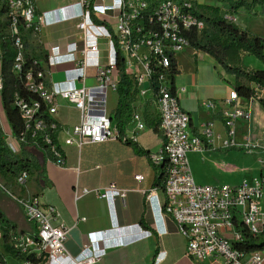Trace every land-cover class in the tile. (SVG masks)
Returning <instances> with one entry per match:
<instances>
[{
  "label": "built area",
  "instance_id": "built-area-1",
  "mask_svg": "<svg viewBox=\"0 0 264 264\" xmlns=\"http://www.w3.org/2000/svg\"><path fill=\"white\" fill-rule=\"evenodd\" d=\"M36 1L0 0V9H6L0 20L6 17L8 21L4 35L15 50L12 72L27 92L26 95L15 92L13 96V105L22 119V128L15 132L1 104L0 37V130L7 149L20 156L24 147L36 148L43 152L44 160L81 172L84 148L118 139L138 141V132L146 129V123L134 103H140L146 94H157L155 103L163 139L159 149L148 158L154 166L166 163L167 170L163 190L149 192L147 200L153 193L161 194V214L185 238L186 259L196 264H263L264 250L245 253L238 246L247 234L256 236L264 231V173L236 185L198 184L187 159L189 152L207 149L211 129L192 132L189 114L181 107L176 91L171 89L170 58L190 46V31L200 32L205 27L199 17L201 11L194 9L193 3L180 0H69L38 12ZM224 17L233 20L228 14ZM65 22L72 24L69 34L72 40L64 45L65 50L59 44H45L46 57L39 59L29 54L26 35H36L43 26ZM100 36L109 40L111 50L105 64L92 60L93 54L98 52ZM75 53L79 55L75 67L80 85L55 89L48 83L45 62L56 55ZM119 60L123 61L125 72L133 79L135 87L128 123L133 124V130L121 138L107 108V94L116 92L118 85ZM89 77L93 78V84H87ZM154 82L158 84L156 92ZM257 98L264 100V90L257 89ZM237 99V93L232 90L228 101ZM60 101L72 104L79 112L78 122L65 129L63 141L64 146L76 148L75 165L67 163L64 148L57 141L59 123L55 115ZM204 105L211 107L213 103L208 101ZM250 117V113L240 107L231 106V110L223 112L224 125L229 128V140L224 142L227 147L235 144L231 129L234 120ZM260 140L264 141V133ZM254 148L251 141L244 146L247 152ZM30 177L25 169L9 182L0 176V189L19 205L36 232L35 238L29 233L11 234L9 243L23 259L6 256L3 250L6 224L0 215V264L1 259L7 264L8 258L19 264H33L28 258L30 255L38 260L37 264H97L101 259L99 252L104 249L102 232L85 235L82 247L89 248L88 256H71L66 249L71 228L63 222L55 205L44 203L40 194L27 190ZM134 179L141 181L143 175L136 174ZM126 191L113 182L102 187L76 184L73 189L75 199L89 194L105 199L113 192L123 200Z\"/></svg>",
  "mask_w": 264,
  "mask_h": 264
},
{
  "label": "crops",
  "instance_id": "crops-1",
  "mask_svg": "<svg viewBox=\"0 0 264 264\" xmlns=\"http://www.w3.org/2000/svg\"><path fill=\"white\" fill-rule=\"evenodd\" d=\"M66 2L69 0H61L59 3ZM57 3L58 1L54 2L51 9ZM220 5L218 1L215 4L221 7ZM37 11L42 10L37 7ZM233 15V22L240 29L261 37L264 42V4H256L250 11L239 8ZM71 32L72 24L68 22L43 26L38 34L27 35V50H31L39 59L46 57L45 44H59L65 50L64 45L72 40L69 37ZM97 45L98 52L93 54L92 60L105 64L111 55L109 40L100 36L97 38ZM78 57L77 53L56 55L47 64L45 62L48 83L57 90L78 87L80 82L77 80L75 67ZM175 59L178 73L174 78V90L181 107L189 114L192 132L196 130L202 133L206 127L211 129L208 136L209 149L187 154L194 181L198 184L236 185L238 183L234 184L236 181L231 179L228 160L233 155L243 153L248 141L260 149L257 151L264 153V141L260 140L264 133V107L258 98H238L229 102V94L234 90L236 78L226 72L209 54L189 46L177 53ZM241 65L249 70H264V62L248 53L241 55ZM88 81L91 84L94 82L91 77ZM252 86L256 88L255 85ZM117 98L116 92L110 91L107 94V108L112 118ZM148 100L151 101V110L159 123L153 94H146L140 103L134 105L144 118V108ZM208 101L213 103L211 107L204 105ZM231 106L247 110L251 117L248 120H234L231 129L234 131L235 144L227 147L224 142L229 140V128L224 125L223 112L231 110ZM78 118L79 112L72 104L59 102L55 115L59 123L57 141L63 146L69 165L76 164L77 151L73 146L63 145L65 129L77 123ZM132 130L133 124H127L123 135H130ZM162 139L159 125L158 132H155L146 124V129L138 132V141L135 143L141 150L148 152V155L136 154L120 139L86 147L81 154V172L72 168H61L45 160L44 180L39 178L40 189L37 190L36 184L32 182V190L29 191L40 194L44 203L55 205L63 222L71 228L66 241V249L71 256H88L91 251L82 247L85 235L101 231L104 249L99 252L101 259L97 264H196L184 257L185 238L176 232L170 221L163 218L160 211L161 194L153 193L151 199L147 200V194L154 190L152 185L155 179V166L148 157L159 149ZM96 164L99 168H94ZM263 171L262 162L253 178ZM136 174H142L143 179L135 180ZM111 182L127 189L123 200L113 192L105 199L97 198L93 194L80 199L74 197L73 189L76 184L102 187ZM1 195L3 192H0V198ZM8 205L10 204L5 203L0 210L3 212L5 209L10 213ZM13 205L14 203L12 207ZM20 211L22 212L21 209Z\"/></svg>",
  "mask_w": 264,
  "mask_h": 264
},
{
  "label": "trees",
  "instance_id": "trees-1",
  "mask_svg": "<svg viewBox=\"0 0 264 264\" xmlns=\"http://www.w3.org/2000/svg\"><path fill=\"white\" fill-rule=\"evenodd\" d=\"M221 3L219 6H201L196 4V0H189L193 3V8L200 7L206 10V13L200 12L199 17L203 19L205 27L197 32L192 30L188 33L190 47L209 54L216 62L228 73L233 74L236 78L234 83V91L238 98H257V89L264 90V70H249L241 65V55L248 53L257 59L264 62V42L257 35H252L246 30L240 29L232 19H226L221 13L224 9L225 14L233 18V14L243 8L250 11L256 4H264V0H217ZM5 7L0 9V17L5 15ZM95 20V18H94ZM96 21V20H95ZM8 21L4 17L0 20V37L1 40V76H2V91L1 104L7 121L12 125L15 132L22 128V119L17 108L13 105V96L15 92L26 95L21 81L12 72V60L15 50L11 45L8 36L4 35ZM4 35V37H3ZM27 36V35H26ZM117 70L119 73V81L116 88L117 104L113 114V119L119 133V138L122 137L125 128L130 121L132 112V103L134 101V82L133 79L125 72L124 63L122 60L117 61ZM178 73L177 62L175 57L170 58V85L174 92V78ZM154 91H157L158 84L153 83ZM252 85H255L253 87ZM157 94H153L156 100ZM261 105L264 107V100L258 98ZM153 101V100H152ZM144 119L148 127L153 131L158 132V119L151 110V101L146 102L144 108ZM194 133L197 134L196 130ZM124 143L132 148L138 155H148V152L141 150L138 145L126 139ZM209 149V145L206 146ZM155 179L152 187L154 189L163 190L166 177L167 165L162 163L155 166ZM27 170L30 174H36L37 177L44 180L45 160L40 163L37 157L24 147L20 156L13 155L5 146L0 130V176L5 181H11L12 177L20 170ZM0 192L2 190L0 189ZM0 215L6 224L4 231L3 250L6 256L16 260L23 259L9 243V238L12 235L21 233H29L34 238L36 232L33 225L29 222V227L26 230L17 231V226L11 222L0 210ZM244 242L237 246L245 253L264 250V231L256 236L247 234ZM2 258V255H0ZM33 264H37L38 260L34 256H28ZM2 264H6L2 259Z\"/></svg>",
  "mask_w": 264,
  "mask_h": 264
},
{
  "label": "rangeland",
  "instance_id": "rangeland-1",
  "mask_svg": "<svg viewBox=\"0 0 264 264\" xmlns=\"http://www.w3.org/2000/svg\"><path fill=\"white\" fill-rule=\"evenodd\" d=\"M56 1H58L57 3L58 5L56 4V7L61 5V3H59L61 0H37L36 2H37V7H39L42 11H44L46 9H51V6ZM180 1L186 2L189 0H180ZM216 3L217 0H196V4L201 6H215ZM196 9H199L201 12L206 13V10L203 8L196 7ZM221 14L223 16L226 15L224 9H222ZM30 51L28 50L29 54L33 56V53ZM87 84L90 85L91 83L88 81ZM258 149L259 148H254L251 152L244 151L243 153L233 155L230 158V160H228L227 164L229 165V169L232 172L231 179L232 181H236L234 184L240 183L243 180L250 181L253 178L254 174L256 173V169L258 165L262 164V162L264 163V153H262L261 151H257ZM34 175L35 174H32L28 180V184H27L28 191L32 190V182L36 184L37 190L40 189L39 177L35 176L36 177L35 178ZM32 194H36V193H32ZM5 203L10 204L8 205L10 208L9 207L8 208L11 209L12 213L10 211H9L10 213H7L5 209H3V213L11 222H13L17 226V231L28 229L30 224L28 221H26L23 213L20 211L19 205L16 202H13L12 199L5 192H3V195H1L0 198V207L2 208V205H4ZM13 203L14 205L12 207ZM8 264H19V263L13 259H8Z\"/></svg>",
  "mask_w": 264,
  "mask_h": 264
},
{
  "label": "water",
  "instance_id": "water-1",
  "mask_svg": "<svg viewBox=\"0 0 264 264\" xmlns=\"http://www.w3.org/2000/svg\"><path fill=\"white\" fill-rule=\"evenodd\" d=\"M31 152L37 157V159L39 160L40 163L44 162V155H43L42 151H40L39 149H36V148H32Z\"/></svg>",
  "mask_w": 264,
  "mask_h": 264
}]
</instances>
